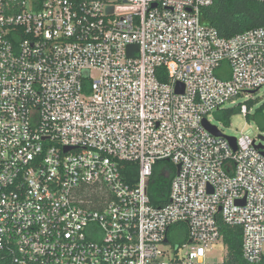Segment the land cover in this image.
<instances>
[{
    "label": "built area",
    "instance_id": "obj_1",
    "mask_svg": "<svg viewBox=\"0 0 264 264\" xmlns=\"http://www.w3.org/2000/svg\"><path fill=\"white\" fill-rule=\"evenodd\" d=\"M215 1L0 0V264H216L223 226L263 261L262 144L204 121L251 114L264 26L222 37Z\"/></svg>",
    "mask_w": 264,
    "mask_h": 264
},
{
    "label": "trees",
    "instance_id": "obj_2",
    "mask_svg": "<svg viewBox=\"0 0 264 264\" xmlns=\"http://www.w3.org/2000/svg\"><path fill=\"white\" fill-rule=\"evenodd\" d=\"M202 21L209 26L215 27L222 37H233L236 34L247 30L264 26V3L256 0H216L214 5L203 10ZM255 103L248 102L249 109L254 107ZM240 112V109L229 108L218 111L215 118L229 125L232 117ZM253 117L261 133L264 135V105H261L254 111ZM169 169V178H162L158 167L155 169L153 182L149 188L151 202L155 206H164L169 201L170 181L176 174V168L171 169V163L164 161ZM160 163V164H161ZM159 164V165H160ZM158 165V166H159ZM128 166V165H126ZM126 169L124 174L128 175V181L134 180V173ZM133 175V177H132ZM92 198L96 195L89 192ZM224 243L227 247V254L223 264H251L247 262L242 253V230L239 227L223 226ZM259 264H264V259Z\"/></svg>",
    "mask_w": 264,
    "mask_h": 264
},
{
    "label": "rangeland",
    "instance_id": "obj_3",
    "mask_svg": "<svg viewBox=\"0 0 264 264\" xmlns=\"http://www.w3.org/2000/svg\"><path fill=\"white\" fill-rule=\"evenodd\" d=\"M248 100H251L255 103L250 114L254 115V111L261 105H264V87L253 94L250 98H246L245 96L240 97L239 99H237L236 104L240 105L243 103H247ZM234 107L236 106L228 103L225 108L229 109ZM209 120L227 137L239 138L242 135L249 136L251 138H256L257 143H260L264 146V139L260 138V136L264 135L261 133L258 125L254 121V118L251 116L248 118L241 112H238L232 117L229 125H225L223 122L216 119L215 115L209 117ZM171 166V169L175 168L173 165ZM158 171L160 172V174H166L170 172L168 166L165 163H161L158 166ZM226 254L227 247L222 242H219L208 251V261L210 263L221 264L224 261Z\"/></svg>",
    "mask_w": 264,
    "mask_h": 264
},
{
    "label": "water",
    "instance_id": "obj_4",
    "mask_svg": "<svg viewBox=\"0 0 264 264\" xmlns=\"http://www.w3.org/2000/svg\"><path fill=\"white\" fill-rule=\"evenodd\" d=\"M112 11V9H110ZM135 47H130V49H133ZM138 49V48H137ZM204 125L206 127V129L213 134L214 136L217 137H224L226 139L229 140V142L231 143L232 147L234 148V150H237V139L234 137H227L225 136L216 126L210 124L207 120L204 121ZM261 139H264V136H260ZM259 147L264 149L263 145H260ZM68 149H66V151H68ZM178 172L180 171V166L177 167Z\"/></svg>",
    "mask_w": 264,
    "mask_h": 264
}]
</instances>
